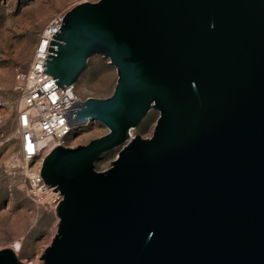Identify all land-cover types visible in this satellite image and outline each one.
<instances>
[{"label": "water", "instance_id": "1", "mask_svg": "<svg viewBox=\"0 0 264 264\" xmlns=\"http://www.w3.org/2000/svg\"><path fill=\"white\" fill-rule=\"evenodd\" d=\"M62 20L43 73L64 88L100 54L117 81L59 109L108 131L42 161L62 195L44 264H264V0L84 1ZM151 108L152 136H131ZM0 264L25 263L5 247Z\"/></svg>", "mask_w": 264, "mask_h": 264}, {"label": "rangeland", "instance_id": "2", "mask_svg": "<svg viewBox=\"0 0 264 264\" xmlns=\"http://www.w3.org/2000/svg\"><path fill=\"white\" fill-rule=\"evenodd\" d=\"M84 1L98 0H0V249L11 248L25 264H44L39 257L57 232L55 211L35 204L26 194L23 161L16 133L17 93L14 75L27 68L38 34L56 13H65ZM117 71L109 58L100 54L89 57L75 82L81 100L106 98L113 93ZM159 112L151 108L132 135L152 136ZM107 127L98 121L72 129L70 146L87 144L102 136ZM121 147L104 152L94 169L110 166Z\"/></svg>", "mask_w": 264, "mask_h": 264}, {"label": "built area", "instance_id": "3", "mask_svg": "<svg viewBox=\"0 0 264 264\" xmlns=\"http://www.w3.org/2000/svg\"><path fill=\"white\" fill-rule=\"evenodd\" d=\"M63 17L64 13L60 12L49 19L38 34L27 68L17 70L14 75L18 99L16 133L24 164L26 194L35 204L52 211L62 200V195L45 183L40 168L44 157L55 146H70L68 138L75 127L68 125L67 118L59 109L79 99L75 93V83L61 88L55 78L43 73L52 35L59 31Z\"/></svg>", "mask_w": 264, "mask_h": 264}, {"label": "bare ground", "instance_id": "4", "mask_svg": "<svg viewBox=\"0 0 264 264\" xmlns=\"http://www.w3.org/2000/svg\"><path fill=\"white\" fill-rule=\"evenodd\" d=\"M131 136H133L132 133H131Z\"/></svg>", "mask_w": 264, "mask_h": 264}]
</instances>
